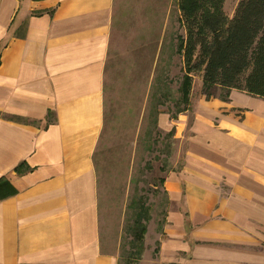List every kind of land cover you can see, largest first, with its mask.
Listing matches in <instances>:
<instances>
[{
    "label": "crops",
    "instance_id": "obj_1",
    "mask_svg": "<svg viewBox=\"0 0 264 264\" xmlns=\"http://www.w3.org/2000/svg\"><path fill=\"white\" fill-rule=\"evenodd\" d=\"M113 16L114 0H0V179L16 190L0 199V264H117L93 164ZM225 96L159 116L184 140L162 182L164 264H264V98Z\"/></svg>",
    "mask_w": 264,
    "mask_h": 264
},
{
    "label": "rangeland",
    "instance_id": "obj_2",
    "mask_svg": "<svg viewBox=\"0 0 264 264\" xmlns=\"http://www.w3.org/2000/svg\"><path fill=\"white\" fill-rule=\"evenodd\" d=\"M238 0H224L230 16ZM178 0H114L104 66L103 126L93 164L101 250L117 264H164L163 179L182 165L184 140L161 129V113L184 110ZM195 74L188 105L213 91ZM217 97L226 91L214 90ZM188 107V106H187ZM168 129V127H167Z\"/></svg>",
    "mask_w": 264,
    "mask_h": 264
},
{
    "label": "trees",
    "instance_id": "obj_3",
    "mask_svg": "<svg viewBox=\"0 0 264 264\" xmlns=\"http://www.w3.org/2000/svg\"><path fill=\"white\" fill-rule=\"evenodd\" d=\"M178 8L183 28L184 109L192 78L198 73L208 88L243 90L264 98V0H238L230 16L224 10V0H178ZM214 90L204 95L214 96ZM51 121L47 116V122ZM15 193L1 178L0 199Z\"/></svg>",
    "mask_w": 264,
    "mask_h": 264
}]
</instances>
